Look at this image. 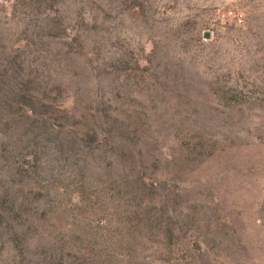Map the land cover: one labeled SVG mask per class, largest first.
I'll use <instances>...</instances> for the list:
<instances>
[{
    "label": "rangeland",
    "instance_id": "1",
    "mask_svg": "<svg viewBox=\"0 0 264 264\" xmlns=\"http://www.w3.org/2000/svg\"><path fill=\"white\" fill-rule=\"evenodd\" d=\"M0 264H264V0H0Z\"/></svg>",
    "mask_w": 264,
    "mask_h": 264
}]
</instances>
